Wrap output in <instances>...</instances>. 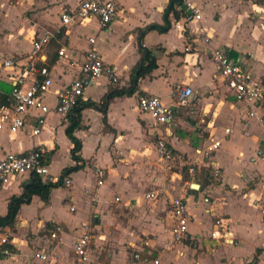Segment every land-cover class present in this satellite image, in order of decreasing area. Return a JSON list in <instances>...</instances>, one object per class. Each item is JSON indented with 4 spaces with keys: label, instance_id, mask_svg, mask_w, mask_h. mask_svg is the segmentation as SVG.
I'll return each mask as SVG.
<instances>
[{
    "label": "crops",
    "instance_id": "crops-1",
    "mask_svg": "<svg viewBox=\"0 0 264 264\" xmlns=\"http://www.w3.org/2000/svg\"><path fill=\"white\" fill-rule=\"evenodd\" d=\"M81 1L0 0V99L7 96L10 103L18 81L32 87L45 79L40 71L46 69L52 85L45 102L54 108L56 93L79 76L93 47L120 79L117 84L106 78L95 80L78 105L83 110L74 135L82 143L84 168L77 172L64 175L66 168L76 165L67 135L77 117L74 113L63 117L52 112L38 136H33L37 111H31L18 132L0 128V158L44 147L52 173L72 181L70 185L60 181L48 203L34 196L20 207L13 227H0V245L7 239L15 249L0 258V264H75L74 244L86 228L92 264H143L133 259L138 251L144 259H159L161 264H264V162L257 156L264 145V101L251 117L248 105L216 79L217 66L202 40L207 35L213 47H225L232 57L242 58L251 78L264 84V2L189 0L201 20L182 32L175 23L183 16L170 18V27L161 32L146 29L166 27L170 0H113L119 13L106 29L96 18L64 25L62 16ZM46 32L54 38L32 58L35 39ZM90 38H95L94 45ZM189 45L193 50L186 52ZM63 48L65 55L60 56ZM142 48L151 52L157 66L139 79L137 90L113 98L106 115L87 106L100 104L111 91L131 87ZM6 59L15 65L5 66ZM183 86H190L195 97L188 107L175 109L171 124L158 125L152 115L141 111V96L155 95L172 105V94ZM226 129L233 133L227 135ZM160 137L166 139L174 161L159 155ZM212 138L222 145L206 161L220 168L219 180L212 168L201 166L194 175L188 172L196 152L207 148ZM96 168L105 170L102 186L97 185ZM30 179V175L13 177L0 190L1 217ZM151 191H159L161 197L148 203L146 195ZM177 197L185 200L191 215L189 239L183 243H174L172 236L170 201ZM218 217L234 234L233 245L212 238ZM55 227L64 231L59 245L50 238ZM147 239L151 247L143 248ZM53 246L47 261L35 256Z\"/></svg>",
    "mask_w": 264,
    "mask_h": 264
},
{
    "label": "built area",
    "instance_id": "built-area-1",
    "mask_svg": "<svg viewBox=\"0 0 264 264\" xmlns=\"http://www.w3.org/2000/svg\"><path fill=\"white\" fill-rule=\"evenodd\" d=\"M184 7L183 17L176 21L175 27L182 32L187 31V26L194 21L201 20L200 11L189 0H182ZM119 13L118 5L113 0H82L74 11L65 13L62 16L64 25L83 22L87 19H98L101 28L106 29L117 18ZM54 38V34L46 32L41 37L35 39L33 43L32 58H36L44 47L50 44ZM203 42L209 46L211 59L217 66L216 79L221 81L228 89V92L235 96L239 101L244 102L250 109V116H256L255 109L264 101V84L263 82L255 81L251 78L250 73L245 68V62L242 58H235L230 55V52L225 47L215 48L212 46L211 38L207 35L202 37ZM91 45L95 44V38H90ZM186 52H191L193 49L189 45L186 47ZM66 49L59 51L60 56H64ZM5 66H14L15 62L12 59L4 61ZM34 67V64L32 65ZM45 79L35 84L32 87L20 85L22 81H18L13 87L10 103L3 104L0 102V128L8 127L12 132H18L25 128L27 124V116L31 111L39 113L36 125L33 127V136H38L42 133L47 121V116L52 112L67 117L74 113L86 91L92 86L93 82L100 78H106L111 83H119L120 79L114 67L105 63L99 53L93 47L89 50L87 58L80 69L79 76L67 87L58 91V102L54 108H51L45 102V95L49 91L52 80L46 69L40 71ZM195 93L190 86L177 88L172 94V105H167L162 98L155 95H146L139 98V107L145 114H150L154 117L156 124L167 125L175 120V109L188 107L194 100ZM232 129H226V134L231 135ZM246 136L250 133L246 132ZM264 143V140H263ZM222 141L216 138L210 140V145L198 150L197 158L189 164L188 172L194 175L199 167L212 168L213 176L216 180L222 177L220 168L215 167L213 163L206 160H211L217 150L220 149ZM156 148L163 160L174 161L175 156L169 148L164 137H160L156 142ZM257 156L264 162V145L260 147ZM199 157H202L200 160ZM20 175L37 176L44 183L57 184L63 181L66 185H70L72 181L69 178L55 176L51 171V166L48 163V151L44 147L35 148L27 153H7L0 158V190L10 181L11 178ZM95 176L97 185L102 186L105 183L106 173L104 169L96 168ZM161 197L159 191H151L146 195L148 203L155 202ZM210 202L209 198L204 200ZM170 213L174 220L172 230L173 242L183 243L189 239V223L191 215L188 212L187 203L183 198L177 197L170 201ZM264 213V211H263ZM64 231L60 227L50 233L52 243L60 244V235ZM212 238L216 240L223 239L226 243L233 245L235 243L234 234L227 228L224 218H217L215 230L212 233ZM7 239L2 241L0 245V258L9 257L12 252L5 248ZM91 236L88 228L74 244V252L76 261L75 264H92L90 259ZM56 247V245H54ZM53 246V247H54ZM49 251L37 252L35 256L38 259L47 261L55 249ZM150 248V240L143 241V248ZM142 251L135 252L133 259L137 263L143 264H161L159 259L152 261L144 259Z\"/></svg>",
    "mask_w": 264,
    "mask_h": 264
},
{
    "label": "trees",
    "instance_id": "trees-1",
    "mask_svg": "<svg viewBox=\"0 0 264 264\" xmlns=\"http://www.w3.org/2000/svg\"><path fill=\"white\" fill-rule=\"evenodd\" d=\"M257 2H264V0H257ZM181 6H183L182 0H170V5L166 10V19H167L166 27L155 25L147 28L146 30L155 29L163 32L165 31V28L168 29L171 25L170 18H174L178 20L184 15V10H178V7ZM141 51L143 52V58L141 59V61L138 63L137 67L133 71L131 87L129 89H117L115 91H111L109 94L106 95V97L103 99V101L100 104L90 103L87 104V106L96 108L100 110L104 115H106L107 107L113 98L117 96L131 95L137 90L139 79L151 73L157 66L155 58L151 56V52H149L145 48H142ZM8 100L9 97L4 96L3 98L0 99V102L3 104H7ZM82 110L83 109L80 107H77L75 109L74 116L77 115V117H75V119L73 120V124L67 129V135L74 145L72 149V157L73 160L76 162V165L66 168L64 170V175L77 172L84 168V164L80 156L82 150V143L74 135L75 130L79 127V118ZM59 186H61L60 183L47 184L44 183L41 178L37 176H31L30 181L25 183L23 186V194L11 198L8 205V214L5 217L0 216V227L1 228L13 227L20 207L23 204H29L34 196H40L45 202L48 203L52 189ZM4 247L9 249L12 253L15 252L14 247H12V245L10 244L5 245Z\"/></svg>",
    "mask_w": 264,
    "mask_h": 264
},
{
    "label": "water",
    "instance_id": "water-1",
    "mask_svg": "<svg viewBox=\"0 0 264 264\" xmlns=\"http://www.w3.org/2000/svg\"><path fill=\"white\" fill-rule=\"evenodd\" d=\"M192 188L193 189H198V185H193Z\"/></svg>",
    "mask_w": 264,
    "mask_h": 264
}]
</instances>
